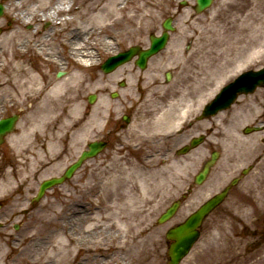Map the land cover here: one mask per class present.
<instances>
[{
	"label": "rangeland",
	"instance_id": "rangeland-1",
	"mask_svg": "<svg viewBox=\"0 0 264 264\" xmlns=\"http://www.w3.org/2000/svg\"><path fill=\"white\" fill-rule=\"evenodd\" d=\"M10 1L11 0H0V3L7 6ZM36 2L37 0L25 1L21 10L27 9V11H29L33 9ZM55 2L56 0H51L48 5L52 7ZM130 2H133V4L131 5ZM130 2V4L128 3L130 8H127V10H131L129 15L128 11L124 12V14L128 15L127 19H130L121 22V24L123 23V28L121 29L122 33L114 35L115 30H118V28H116L117 26L111 30L113 31V35L112 33H110V35L113 39H110L112 43L108 49H104L103 34L100 33L99 38H96L95 35H91L89 42L82 45L84 50L92 52L95 50L97 51L92 54L95 64L88 72H85L88 78L96 82L95 86L94 88L82 89L78 96L81 103V115L83 119H85L86 114L84 110L85 107L87 105L90 106L87 102V98L90 94H97V99L100 97V93L105 95V98H109L110 92L116 91L121 94L120 99L122 101L127 97L131 100H136L138 98V92H134V84L137 83V80L129 79L128 76H126L131 68H133L132 63H128L119 71L110 74L101 72L99 66L108 56L115 54L117 44L121 47L122 45H129L133 40L137 42L139 37L144 35L146 31L155 29L166 14L169 13V4H172L173 0H130ZM254 3L255 0H215L212 7L205 14L200 15L196 19L197 23L191 25V29L195 32L194 49L192 50L193 56L189 57V59H191L188 61V72L185 71L186 73H184L182 70L180 73L179 79L181 84L177 82V85L178 87L184 85V87L181 86L183 89L181 90L179 87L178 90H191L194 93V90L197 92V87H199L198 85L200 82L206 83L207 81L210 82L209 84L212 87L213 76L209 77L205 70L206 64H210L214 53L217 52V48L220 49L223 47L218 44V35H221V38H224V36L228 37L233 30V26L245 18L248 13L257 14L258 12L256 13L254 10ZM85 6L86 3L75 2L72 9H82ZM259 14L263 13L259 12ZM16 15H18V13H15L13 17ZM125 28L134 29V34L128 33L125 37L122 36L123 29ZM11 30L19 31V36L16 38L19 45L33 46L35 43L37 45L42 43L49 48L44 53L55 61L45 62L41 67V57L33 54L32 48H29V50H26L25 56L23 57L28 64L33 65L34 68L40 71L51 74V79L53 80H59L67 76L72 63L68 58L67 43L65 42L72 40L70 35V31L72 30L71 27L50 28L48 22L39 21L38 17L34 18L30 24L25 23L23 26H20L18 22L10 19L8 9L5 8L3 15L0 17V37ZM143 41H141V43ZM226 42L229 45L228 39ZM7 57L8 55H2L0 56V60H5ZM206 60H208V62H205ZM261 66H264V48H262L259 57L247 63L240 70L231 73V75H229V77L217 88L213 90L211 88V93L209 92L206 99L203 101H209L221 87L232 81L240 73ZM62 70L64 74L61 77H57V72ZM181 75H184V77ZM125 77L129 79L125 80L127 87L120 88L117 82ZM154 78L155 77H150L146 79L147 81L142 82V91L148 90L147 86ZM175 83L176 82H174V84ZM149 92L152 94H159L160 90L158 87L156 90L152 89ZM262 92H260V96L264 94ZM263 97L264 95L258 98V104L261 105V108L258 107V111L259 114L263 116L264 121ZM22 110L23 109L18 107L14 101H10L7 92L0 91V118L12 115H17L19 117L16 128L12 133L13 135L19 130L21 122H24V112ZM255 116L256 114L253 117ZM257 117L261 116L257 114ZM144 123L148 124L147 122ZM137 125L139 126V124ZM142 125L143 124H141L140 127H142ZM234 125L233 123L232 127ZM241 125L242 123L240 122L236 124V127L239 128ZM220 127L221 126L218 125L215 133L212 135L211 139H209L208 144L210 148L222 151L221 159L215 166L209 180L201 187H194L193 177L199 168L197 164L198 158L200 155L202 156L203 153H206L204 149L209 147L205 146L194 153L178 156L174 152L175 148L181 143L178 142L177 147H171L168 152L159 153L156 152L155 148H146L144 144L149 142V140H159L158 138L168 135L169 132H165L166 127L156 131L152 130L150 134L141 128V131L138 130L139 132L137 131V133L133 132V135L131 134L132 138H130L129 135V138L125 140V144L122 147L115 148L113 153L108 151L105 155L88 160L84 167L75 174L72 180L47 191L46 196L40 202L31 205V207V199L35 195L39 183L48 177L62 173L69 162L75 159L77 148L81 145L79 142L80 137L77 139L79 143H77L76 139L72 141V139L68 137L69 131L66 135V129H64L65 132L63 131L61 133L63 137L61 136L62 138H60L58 136L59 138L56 141V145L52 146V148H49V151H47L43 148L42 144L47 140L46 137L48 136L46 135H35L33 133L26 140L13 139L12 142H10V136L12 134L8 135L0 145V176L8 174L10 181L9 195L0 196V253L2 254V263L38 264L47 262V259H50L49 251L43 252V258L39 261L38 252L41 253V250L46 245L48 246L45 249H48L52 244L57 243L61 233L59 229L64 228L65 230L67 228L68 214L65 213V209L68 203V195H75L80 206L90 209L88 205L91 197L86 193L85 185L92 183L99 174H104V172L108 170L112 171L118 158L123 157L129 163L157 167L156 165L160 162L161 166L170 167L167 170L165 184L162 189L160 188L161 194L157 199L161 205L155 207L152 206V204H148V211H146L143 216V220L149 224L147 225L145 223V226H149L151 227L150 229L153 230L155 242L150 246V253L155 256V264H165L166 244L164 235L166 230L173 224L182 221L189 213L194 211L210 193L218 191V189L227 182L226 178L229 171L238 170L244 165V163L239 162L238 166L233 168L229 164L226 150L224 151L227 142L226 131L224 128ZM145 129H148V127H145ZM190 133H192V131H190ZM86 136L87 140L97 138L95 130L93 133L90 131ZM261 136L264 138V131ZM172 139L173 138H169L167 141L174 143L173 140L175 139ZM186 139L187 135L184 136L182 142H186ZM31 143L35 146H32ZM249 145L250 144H248V146ZM39 149H41V155L37 153ZM241 151L242 153L245 152L251 155L249 154L250 149H246V146L245 148L243 147ZM18 154L31 156L30 158H32V160L21 166L19 163L21 157ZM250 158L251 156L249 160ZM172 162H178L180 173L177 179H175L173 175V168L175 166L171 165ZM248 180L259 181V183L254 184V186H258L257 193L260 190L259 186L262 187L261 190L263 189L262 197L259 196L263 202L262 210L264 212V154L257 164L255 172L248 177ZM189 188H191V191L194 193L192 192L193 194L191 193L185 200L176 217L169 223L158 225L156 219L161 212L173 200L180 198L182 194H186ZM148 197L150 198V193ZM233 202L234 200L225 203L220 211L208 219L204 226L201 240L182 264H240L239 260L243 253L239 251V247L232 248L231 241L234 240L237 243L241 239L236 238V235L232 234L231 226L234 225L235 220H238V217H241L238 211L243 210H240V207H237V205H232L231 203ZM27 210L29 211L27 212ZM105 223L106 221L104 220L101 229L97 230L96 234L103 238V243L108 244L110 242L109 236L114 234V232L108 231L104 227ZM236 223L233 231L234 233H238L240 230ZM15 227H17V229H15ZM75 232L79 234V238L82 240L85 239L84 237H80L82 236L80 230H76ZM28 237L31 238L33 247L22 251V255H20L19 258L17 256L14 257L15 254L9 256L13 245H16L20 251L25 247L26 243H23V241L28 239ZM86 241H89V238H86ZM18 250H15L18 252L17 254H19ZM28 251H30V254H28ZM99 261H101V259H99ZM51 262H53V259ZM102 264H133V261L132 256L122 255L118 258L117 256L111 257L108 262L103 261ZM259 264H264V256L261 258Z\"/></svg>",
	"mask_w": 264,
	"mask_h": 264
},
{
	"label": "bare ground",
	"instance_id": "bare-ground-1",
	"mask_svg": "<svg viewBox=\"0 0 264 264\" xmlns=\"http://www.w3.org/2000/svg\"><path fill=\"white\" fill-rule=\"evenodd\" d=\"M25 1L28 0H11L4 7L8 9L10 19L18 22L20 26L25 23L30 24L38 17L39 21L48 22L50 28L71 27L72 29L70 31L72 40L65 42L72 65L67 76L59 80L51 79V74L34 68L23 58L26 50L32 48L33 54L41 57L42 67L43 63L54 60L44 53L49 49L47 46L42 43L40 45L35 43L33 46L19 45L16 41L19 36L17 30L8 31L0 37V56L8 55L5 60H0V91L7 92L10 101H14L24 112V122H21L19 130L10 136V142L13 139L26 140L33 133L43 134L48 136L47 145L43 148H52L56 145L57 139L63 137L61 133L65 132L64 129L66 135L69 131L68 137L72 141L75 139L77 141L89 131L86 117L95 120L96 114L93 109L92 113L85 117L86 123H84L78 96L82 89L95 86L96 82L88 78L85 72L95 64L92 54L97 51L84 50L82 45L89 42L91 35L99 38L100 33L103 34L104 49H108L112 43L110 39H113L110 35V33L113 35L111 30L117 26L118 30H115L114 35L118 34L123 28L121 22L130 19L127 17L131 10L127 8H130L131 2L129 3L130 0H56L51 7L48 5L51 0H37L34 8L27 11V9L21 10ZM73 1L86 3V6L72 11L69 5ZM254 10L258 13H248L233 26L228 37L221 38V35H218V44L223 47L217 48L210 64H206V70L204 66L209 77L213 76V81L212 87L209 81L199 83L197 91L200 101L206 99L207 94L211 93V88L212 90L217 88L231 73L259 57L264 48V0H255ZM67 11L72 12V15L63 18ZM127 11L128 15L124 14ZM15 13L18 15L13 17ZM169 123L174 126L176 122H165V119H160L156 125L167 126L166 124ZM31 145L35 146L33 143ZM37 153L41 155V149ZM19 156L21 166L32 160L31 156ZM171 165L175 166L172 167L173 175L177 179L180 173L178 162H172ZM156 166L129 163L123 157H119L112 171L99 174L92 183L85 185V191L91 197L89 205L87 204L90 209L80 206L75 195H68L65 209V213L68 214L67 228L59 229L61 233L57 243L52 244L48 249H45L48 246L46 245L41 253L38 252V261L43 258V252L49 251L50 255L47 262L38 264H102L103 261L108 262L111 257L118 258L122 255L132 256L133 264H155V256L150 253V246L155 242L154 234L151 227L145 226L143 216L148 211V204L155 207L161 205L157 199L161 194L160 188L162 189L165 184L167 170L170 168L161 166L160 162ZM9 189V175L3 174L0 176V196L9 195ZM104 220L106 221L104 227L114 232L109 236L108 244L103 243V238L96 234ZM76 230H80L82 233L80 237H84V240L79 238ZM31 238L28 237L23 241L26 245L20 251L16 245H13L9 256L15 254L14 257L19 258L22 251L31 249L33 247ZM86 238H89V241H86ZM0 264H3L1 253Z\"/></svg>",
	"mask_w": 264,
	"mask_h": 264
},
{
	"label": "flooded vegetation",
	"instance_id": "flooded-vegetation-1",
	"mask_svg": "<svg viewBox=\"0 0 264 264\" xmlns=\"http://www.w3.org/2000/svg\"><path fill=\"white\" fill-rule=\"evenodd\" d=\"M180 1L178 0L179 3ZM180 5L182 6H176L173 9L175 14L166 16V19L171 20L173 31L169 34L165 53H159L151 59L153 68L163 65L175 68V70L170 72L160 73L163 79L161 86L164 87V91L160 95H154L149 92L159 86V82L153 81L151 85L147 86L148 90L139 92L138 88L139 95L137 100H131L127 97L122 101L119 96L116 105L108 107L107 120L104 119L106 108L104 107L105 103L102 101L98 102L95 108H91L89 112H86V116H88L94 109L95 120L87 119V117L86 120H90L91 127L96 131L98 140L105 143V149L100 156L105 155L108 151L113 153L115 148L122 146L123 141L129 138L130 132L135 129L136 124H139V131L142 128L150 134V122L157 121L159 118H165V120L169 121L174 120L178 123L176 134L149 141L146 143L147 148L154 145L156 151L168 152L171 147H177L178 142H181L179 145L181 147L196 138L202 140V143L194 149L196 152L205 146L209 147L208 141L216 131L217 124L220 123L219 126L226 131L227 142L225 150L229 164L235 168L239 162L244 163L240 169L229 171L226 178L227 182L224 183V187L228 188L224 204L234 200L235 203L231 204L237 205L240 210H243L238 211L241 217L234 221L235 223L237 222L236 225L240 229L239 232H233L235 223L231 226L232 234L241 240L237 243L232 240L231 243L233 247H239V251L244 253L239 260L240 264H259L264 252V212L262 210L263 202L261 201L263 189L261 190L262 187L259 186L260 190L257 193L258 186H254V184L259 183V181H249L248 177L255 172L257 164L264 154V138L261 136L264 131V121L258 111V98L264 94L260 96L254 92L251 95L242 96L241 101H236L224 112H220L217 116L206 117H202L203 108L194 100V93L191 90L181 91V86L184 87V85H180L182 94H178L180 93L179 88L178 86H172V80L177 79L182 70L184 73L188 70V61L191 59L189 57L193 56L192 50L194 49L195 40V37L192 36L191 24L195 23V19L199 16V14L195 13V0H188ZM183 12L186 13L183 14ZM155 33L157 35L162 34V26L160 31L156 30L151 34ZM134 71L137 70L134 69ZM150 72L156 73L153 69ZM178 81L181 84L180 79ZM114 112L117 114H113ZM255 114L256 116L253 117ZM257 114L262 118L257 117ZM144 122L149 123V125L140 127ZM240 122L242 125L237 128L236 124ZM233 123L235 125L232 127ZM145 127H148V129H145ZM185 135H187L186 142H182ZM169 138L175 139H172L174 143L168 142L167 139ZM83 144V148L81 147L79 151L86 149L88 142L85 140ZM248 144L250 145L248 146ZM245 146L246 149H250L249 154L251 155L245 152L242 153L241 149L245 148ZM204 150L206 153H203L202 156L200 155L197 160L199 168L209 160L211 153L214 151L210 147ZM221 208L222 205L215 210L213 216Z\"/></svg>",
	"mask_w": 264,
	"mask_h": 264
},
{
	"label": "water",
	"instance_id": "water-1",
	"mask_svg": "<svg viewBox=\"0 0 264 264\" xmlns=\"http://www.w3.org/2000/svg\"><path fill=\"white\" fill-rule=\"evenodd\" d=\"M211 0H198L199 3V9H203L209 5ZM3 7L0 4V16L2 15ZM166 36L164 35L161 38L152 40L151 48L147 51H144L140 54V59L138 61V64L142 67L145 63V60L152 55L153 53H156L158 50H160L165 43ZM134 51H130L127 54H121L115 57H111L107 60V62L103 65V68L105 71L112 70L115 66H117L119 63H122L126 61L131 53ZM261 84L264 85V69L259 72H249L247 74L241 75L234 83L229 84L226 88L223 89L220 95H218L217 99L215 100V103L219 105V107H224L226 103L230 101V99L233 97V94L242 89L247 84ZM16 122V117L8 118L0 120V142L3 135H5L7 132H10L14 128V124ZM100 149V146L98 143H93L90 145V151L83 154L81 159L78 163L71 166L64 174L62 178L59 179H51L48 181H45L41 187L38 196L40 197L46 188L51 187L52 185L61 183L65 178H69L73 171L79 166L80 162L88 157L94 156ZM206 167L204 169V172L207 171ZM223 195H218L208 201L206 204H204L197 212L192 214L190 217L186 219V221L175 228L170 229L167 232V239L173 240V243L170 245L169 248V257L170 262L169 264H178L182 257H184L195 240L197 239L198 232L197 227L200 225L202 219L208 214L210 210H212L223 198ZM177 209V203H174L159 219V223H163L170 219L173 214L175 213Z\"/></svg>",
	"mask_w": 264,
	"mask_h": 264
}]
</instances>
